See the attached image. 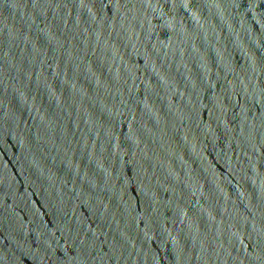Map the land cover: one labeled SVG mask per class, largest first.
Masks as SVG:
<instances>
[{
  "label": "water",
  "instance_id": "obj_1",
  "mask_svg": "<svg viewBox=\"0 0 264 264\" xmlns=\"http://www.w3.org/2000/svg\"><path fill=\"white\" fill-rule=\"evenodd\" d=\"M0 264H264V0H0Z\"/></svg>",
  "mask_w": 264,
  "mask_h": 264
}]
</instances>
